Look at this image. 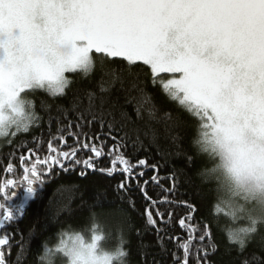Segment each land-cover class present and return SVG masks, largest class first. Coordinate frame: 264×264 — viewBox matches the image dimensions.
I'll use <instances>...</instances> for the list:
<instances>
[{
    "label": "snow or ice",
    "instance_id": "obj_1",
    "mask_svg": "<svg viewBox=\"0 0 264 264\" xmlns=\"http://www.w3.org/2000/svg\"><path fill=\"white\" fill-rule=\"evenodd\" d=\"M59 47L69 48L71 54L57 56ZM93 54L122 63L127 71L148 66L152 83L198 119L202 144L207 142L209 126L226 137L264 136V0H0V125L5 120L17 125L5 137L28 132L36 120L33 110H25L23 96L37 89L63 96L71 83L66 74L88 73L94 67ZM88 95L91 112L93 94ZM148 111L152 114L155 109L149 106ZM165 118H169L167 113ZM95 123L98 133L84 131ZM117 131L102 114L86 120L81 113L77 122L58 125L59 135H51L47 142L50 155L36 157L30 167L25 164L35 155L33 149L19 157L25 193L35 195L37 185H43L44 172L37 165L46 167L49 174L55 166L69 171L81 165L82 176L86 170L109 176L119 173L124 179L118 188L127 192L135 184L146 201L143 215L157 242L174 243L172 264H191L193 258L195 264H206L203 242L208 238L211 243V232L208 224L201 232L193 223L196 206L169 200L177 189L175 176L161 177L160 166L147 158L133 163L123 151L125 137H118ZM68 137L78 146L69 151L55 146L66 144ZM81 152L89 155L82 159ZM103 157L110 158V167L97 168ZM6 171H14L13 162L7 163ZM165 179L170 187L163 185ZM17 183L13 179L0 183V197L5 201L0 203V229L16 219L7 202L16 196L8 189ZM150 185L164 195L154 198L148 191ZM129 203L135 207L134 201ZM167 204L186 208V215L176 221L186 238L169 235L174 214L160 210ZM215 210L224 211L219 203ZM256 231L229 229L228 238L244 249ZM12 239L7 233L0 235V264H8ZM211 247L214 250L215 244ZM119 254L127 256L128 252L123 249Z\"/></svg>",
    "mask_w": 264,
    "mask_h": 264
},
{
    "label": "trees",
    "instance_id": "obj_2",
    "mask_svg": "<svg viewBox=\"0 0 264 264\" xmlns=\"http://www.w3.org/2000/svg\"><path fill=\"white\" fill-rule=\"evenodd\" d=\"M93 55L95 65L88 73L78 71L66 74L71 83L63 96H52L42 89L26 95L33 101L36 120L28 132L0 138V183L6 179L23 180L20 155H27L29 148L34 150L35 155L30 156L25 164L27 167L35 162L36 157L48 155L47 142L51 135H59L58 125L77 122L81 113L86 120H90L92 115L99 117L102 114L106 123L115 125L117 136L125 137L123 151L133 163L147 158L150 163L160 166L161 177L175 176L177 189L169 195V200L177 203L187 201L196 206L198 211L194 214L193 223L199 226L201 232L204 224H208L211 232V243L208 238L203 242L207 252L206 264H244L245 260L248 264H264V230L257 226L256 233L246 241L245 248L240 249L228 238L232 222L223 212L215 210L218 204L216 185L200 176L202 169L212 167L213 160L207 154L198 152L193 145L199 128L198 119L152 83L148 66L127 71L122 63L112 62L100 54ZM140 89H143V94ZM89 93L93 94L91 112L88 111ZM145 100L150 104L144 103ZM149 106L154 107V113H149ZM165 113L169 118H165ZM84 131L98 133L99 124H92ZM112 143L109 138L108 146L111 147ZM55 146L69 151L78 145L72 137H68L66 144L56 143ZM78 155L83 159L89 153ZM9 162L14 163L12 173L6 171ZM37 167L46 171L44 166ZM106 167H110V158L103 157L98 161L97 168ZM81 170L82 165L71 166L69 171L56 167L24 211L15 216V221L0 229V235L7 233L13 238L8 264H41L45 245L55 244L69 226L84 227L93 219H98L110 230V244L117 239L126 241L127 264H172L171 253L176 251L174 243L166 240L161 245L157 242L155 231L146 224L143 215L146 201L135 184L125 192L118 188L123 175L115 173L109 176L100 171L86 170L87 174L82 176ZM151 175L152 172H149L148 176ZM162 183L165 187L171 186L167 179ZM16 187L21 186L17 183ZM148 191L156 199L164 195L155 185H150ZM8 192H13L12 187ZM129 200L135 202V207ZM160 210L174 214L169 235L186 238V232L176 222L180 216L186 215V208L167 204L161 205ZM199 234L196 233L197 236ZM211 244H215L214 250ZM56 264H63L59 255ZM191 264H195L194 258Z\"/></svg>",
    "mask_w": 264,
    "mask_h": 264
},
{
    "label": "clouds",
    "instance_id": "obj_3",
    "mask_svg": "<svg viewBox=\"0 0 264 264\" xmlns=\"http://www.w3.org/2000/svg\"><path fill=\"white\" fill-rule=\"evenodd\" d=\"M70 54L67 47H59L56 51L61 57ZM91 63L95 65L94 58ZM22 100L25 110H32L33 101L28 96H23ZM4 111L8 113L7 107ZM16 127L11 120H5L0 125V138ZM200 131L198 128L193 145L213 160L211 168L201 170V178L215 183L217 203L232 222L231 229H257L264 224V136L226 137L209 126L207 142L202 144ZM110 240V230L98 219L80 228L69 226L55 244L45 245L40 261L41 264H56L59 255L63 264H127V256L119 254L126 241L117 239L110 244Z\"/></svg>",
    "mask_w": 264,
    "mask_h": 264
},
{
    "label": "flooded vegetation",
    "instance_id": "obj_4",
    "mask_svg": "<svg viewBox=\"0 0 264 264\" xmlns=\"http://www.w3.org/2000/svg\"><path fill=\"white\" fill-rule=\"evenodd\" d=\"M48 155H50V153ZM56 167H58V166H55L54 169H56ZM43 172H44V175L41 177V179L44 181L45 178H48L50 174L47 172V169H46V171H43ZM22 181L23 180L18 181V184L21 187L22 186L25 187V184ZM39 186L40 185H37L36 192H38V191H40L42 189V187L41 186L39 187ZM21 187H12V191H15L16 192V196L13 197L11 199V201L7 202L8 203L7 206L13 212L14 216H16V215L19 216L21 214V212L24 211L25 207L28 205L30 199L33 197V195H31V194L24 193L25 191L22 192ZM39 188H40V190H38ZM28 195H30V196H28ZM18 197L20 198V201L19 202H18ZM3 202H5L3 200V198H0V203H3ZM9 206H11V207H9ZM0 215H2V211H0Z\"/></svg>",
    "mask_w": 264,
    "mask_h": 264
},
{
    "label": "rangeland",
    "instance_id": "obj_5",
    "mask_svg": "<svg viewBox=\"0 0 264 264\" xmlns=\"http://www.w3.org/2000/svg\"><path fill=\"white\" fill-rule=\"evenodd\" d=\"M31 92V91H30ZM28 196H30V195H28ZM258 228L260 229V230H264V224H262V225H258Z\"/></svg>",
    "mask_w": 264,
    "mask_h": 264
}]
</instances>
